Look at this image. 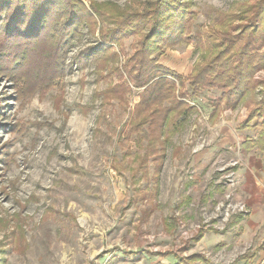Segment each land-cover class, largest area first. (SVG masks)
Masks as SVG:
<instances>
[{"label":"rangeland","instance_id":"obj_1","mask_svg":"<svg viewBox=\"0 0 264 264\" xmlns=\"http://www.w3.org/2000/svg\"><path fill=\"white\" fill-rule=\"evenodd\" d=\"M94 1L143 11L157 0ZM175 1L197 32L218 26L240 0ZM98 22L94 33L78 28L52 86L20 99L0 74V264H175L195 252L212 264H242L238 257L258 245L253 264H264V159L242 148L254 135L236 127L245 109L212 120L218 91L190 97L185 80L195 110L182 126L161 129L169 139L162 158L142 167L137 153L149 147L151 127L131 128L143 88L126 78L140 34L111 44L105 62L98 52L76 62L97 46ZM198 59L192 44H178L158 63L186 78ZM255 78L264 80V68ZM199 227L204 235L192 241Z\"/></svg>","mask_w":264,"mask_h":264},{"label":"trees","instance_id":"obj_2","mask_svg":"<svg viewBox=\"0 0 264 264\" xmlns=\"http://www.w3.org/2000/svg\"><path fill=\"white\" fill-rule=\"evenodd\" d=\"M237 3L238 7L226 17H218V26L193 32L186 9H181L175 0L149 2L143 11L94 0H89L88 7L80 0H0V74L12 82L20 99L36 88L52 86L62 69L65 71L67 45L78 34V28L86 23L94 33L98 19L97 46L81 51L76 62H82L90 52L100 53L105 62L112 54L111 44L119 43L128 34H140L137 48L126 61V78L131 87L143 88L137 111L130 119L131 128L151 127L149 147L136 156L142 167L150 157L162 158L169 139L159 136L161 129L166 125L182 126L195 110L181 91L185 80L190 97L207 89L218 91L210 100L212 120L225 110L244 108L245 116L236 127L239 131H253L254 135L245 137L242 148L255 149L264 159V80L255 78V73L264 68V0ZM170 17L178 22L168 23ZM178 44H192L193 52L199 56L186 78L158 63L166 48ZM34 68L46 74L41 77L33 72ZM131 87L123 85V91L131 93ZM176 223L171 218L168 224L172 228ZM203 235L199 227L192 241H199ZM260 249L261 245L249 248L238 259H243L242 264H253ZM177 259L175 264H212L203 253Z\"/></svg>","mask_w":264,"mask_h":264}]
</instances>
